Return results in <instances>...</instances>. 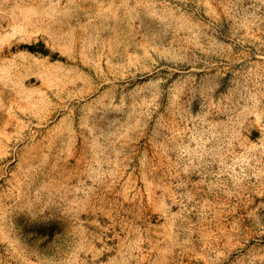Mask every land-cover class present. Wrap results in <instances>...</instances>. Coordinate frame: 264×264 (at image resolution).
Masks as SVG:
<instances>
[{"label": "rangeland", "instance_id": "374dc122", "mask_svg": "<svg viewBox=\"0 0 264 264\" xmlns=\"http://www.w3.org/2000/svg\"><path fill=\"white\" fill-rule=\"evenodd\" d=\"M0 264H264V0H0Z\"/></svg>", "mask_w": 264, "mask_h": 264}, {"label": "bare ground", "instance_id": "6f19581e", "mask_svg": "<svg viewBox=\"0 0 264 264\" xmlns=\"http://www.w3.org/2000/svg\"><path fill=\"white\" fill-rule=\"evenodd\" d=\"M244 225H245V224H244ZM242 229H243V228H242ZM223 231H224V230H223ZM242 233H243V231H242ZM245 233H246V232H245ZM227 234H228V233H227ZM230 236H231V235H230ZM230 236H229V237H230ZM248 236H249V235H248ZM225 237H226V236H225ZM225 237H224V238H225ZM218 239H219V238H218ZM238 247H239V246H238ZM236 249H237V248H236Z\"/></svg>", "mask_w": 264, "mask_h": 264}]
</instances>
